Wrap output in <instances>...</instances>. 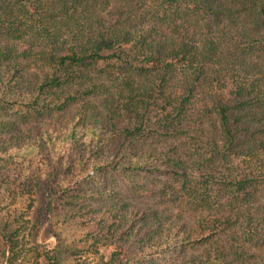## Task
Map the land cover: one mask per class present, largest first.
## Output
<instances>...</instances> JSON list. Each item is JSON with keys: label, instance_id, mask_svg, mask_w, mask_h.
I'll return each mask as SVG.
<instances>
[{"label": "trees", "instance_id": "obj_1", "mask_svg": "<svg viewBox=\"0 0 264 264\" xmlns=\"http://www.w3.org/2000/svg\"><path fill=\"white\" fill-rule=\"evenodd\" d=\"M39 264H264V0H0V198ZM54 237L52 247L46 243ZM18 238L0 221V264Z\"/></svg>", "mask_w": 264, "mask_h": 264}, {"label": "rangeland", "instance_id": "obj_2", "mask_svg": "<svg viewBox=\"0 0 264 264\" xmlns=\"http://www.w3.org/2000/svg\"><path fill=\"white\" fill-rule=\"evenodd\" d=\"M34 207L35 199L32 194L0 198V221L10 220L18 238V245L13 254L9 255L11 257L8 264H39L27 237ZM53 227L55 234L63 238L74 250V255L67 258L63 264H104L108 260L112 248L94 242L76 221L68 217L55 218ZM46 243L52 247L55 238H48Z\"/></svg>", "mask_w": 264, "mask_h": 264}]
</instances>
